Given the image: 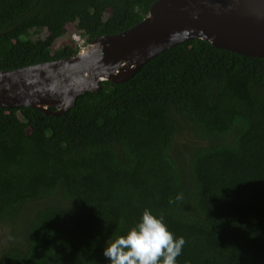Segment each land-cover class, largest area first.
Segmentation results:
<instances>
[{
    "label": "trees",
    "instance_id": "obj_1",
    "mask_svg": "<svg viewBox=\"0 0 264 264\" xmlns=\"http://www.w3.org/2000/svg\"><path fill=\"white\" fill-rule=\"evenodd\" d=\"M155 1L0 0V70L74 56L53 49L68 24L89 43ZM145 208L184 237L178 264H264V57L192 39L60 115L0 106V264H108Z\"/></svg>",
    "mask_w": 264,
    "mask_h": 264
},
{
    "label": "water",
    "instance_id": "obj_2",
    "mask_svg": "<svg viewBox=\"0 0 264 264\" xmlns=\"http://www.w3.org/2000/svg\"><path fill=\"white\" fill-rule=\"evenodd\" d=\"M264 57V0H157L131 28L101 35L74 56L0 70V106L60 115L101 81L123 83L149 60L188 40Z\"/></svg>",
    "mask_w": 264,
    "mask_h": 264
},
{
    "label": "clouds",
    "instance_id": "obj_3",
    "mask_svg": "<svg viewBox=\"0 0 264 264\" xmlns=\"http://www.w3.org/2000/svg\"><path fill=\"white\" fill-rule=\"evenodd\" d=\"M186 241L165 223L162 214L145 208L123 234L105 241L108 264H178Z\"/></svg>",
    "mask_w": 264,
    "mask_h": 264
},
{
    "label": "rangeland",
    "instance_id": "obj_4",
    "mask_svg": "<svg viewBox=\"0 0 264 264\" xmlns=\"http://www.w3.org/2000/svg\"><path fill=\"white\" fill-rule=\"evenodd\" d=\"M48 35L47 29L42 30L40 33H33L32 39L34 38H45ZM26 38H30L29 36H26ZM83 41L82 47L87 45L86 38L82 37L80 35V31L77 28L76 23H70L68 24L67 27V33L65 36L59 38L53 46V49L56 50L66 44H72L74 46L80 47L79 49L81 50V46L79 45ZM6 236V232L3 229H0V248L2 246L3 239Z\"/></svg>",
    "mask_w": 264,
    "mask_h": 264
},
{
    "label": "built area",
    "instance_id": "obj_5",
    "mask_svg": "<svg viewBox=\"0 0 264 264\" xmlns=\"http://www.w3.org/2000/svg\"><path fill=\"white\" fill-rule=\"evenodd\" d=\"M83 41L79 44L82 47Z\"/></svg>",
    "mask_w": 264,
    "mask_h": 264
}]
</instances>
